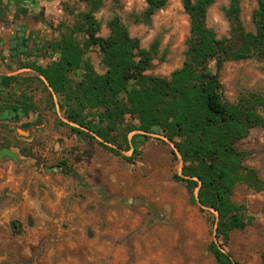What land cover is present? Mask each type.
Masks as SVG:
<instances>
[{
	"label": "rangeland",
	"instance_id": "374dc122",
	"mask_svg": "<svg viewBox=\"0 0 264 264\" xmlns=\"http://www.w3.org/2000/svg\"><path fill=\"white\" fill-rule=\"evenodd\" d=\"M225 6L227 0H215L207 9L206 24L218 37L230 30ZM240 7L244 28L253 30L256 1L240 0ZM145 8L144 0H104L94 14L99 35L106 36L107 22L117 17L141 47L158 38V53L146 73L169 77L184 60L188 15L181 0H168L145 24L138 21ZM0 9L6 15L0 23V75L33 81L29 92L35 106L17 122L0 123V264H217L207 249L212 242L233 262L262 264L264 189L234 187L232 200L245 205L249 223L219 241L215 212L190 203L183 183L173 179L182 162L171 143L148 135L137 152L115 154L96 136H78L57 96L49 97L33 70L10 60L8 41L18 24L29 38L27 46L42 45L72 25L73 16L86 9L82 0L3 1ZM85 57L103 72L97 48ZM29 60L44 66L51 58L39 46ZM220 81L229 102L244 92L264 96V62H226ZM236 145L249 152L247 163L264 179V127L253 128Z\"/></svg>",
	"mask_w": 264,
	"mask_h": 264
},
{
	"label": "trees",
	"instance_id": "16d2710c",
	"mask_svg": "<svg viewBox=\"0 0 264 264\" xmlns=\"http://www.w3.org/2000/svg\"><path fill=\"white\" fill-rule=\"evenodd\" d=\"M82 1L86 9L73 16L72 25L40 46L51 58L48 63L29 60L38 45L27 46L29 38L23 32L10 46L11 57L19 68L35 72L37 84L49 97L57 96L59 110L75 125L70 130L78 136H96L115 154L117 149L137 152L148 135L171 143L182 162L173 179L183 183L190 203L215 212V235L225 243L232 230L249 223L245 205L232 200L234 187L264 189V179L247 163L249 152L236 145L253 128L264 127V96L244 92L236 101H227L220 71L226 62H264V0H255L253 30L242 24L240 0H227L223 12L230 30L222 37L206 24L207 9L215 0H181L189 34L184 60L169 77L146 73L158 53V38L148 48L141 47L117 17L107 22L108 34L101 36L94 14L104 0ZM144 1L138 21L145 24L168 2ZM91 47L100 53L101 73L85 57ZM33 84L22 76L0 75V123L17 122L35 108L29 92ZM50 107L55 109L54 102ZM207 249L217 264H241L213 242ZM261 260L264 264V252Z\"/></svg>",
	"mask_w": 264,
	"mask_h": 264
},
{
	"label": "crops",
	"instance_id": "0c3cea01",
	"mask_svg": "<svg viewBox=\"0 0 264 264\" xmlns=\"http://www.w3.org/2000/svg\"><path fill=\"white\" fill-rule=\"evenodd\" d=\"M5 14V12L3 11V10H1L0 9V23H3L4 21H5V19H6V15H4ZM19 24L16 26V31L14 32L15 34H13L14 36L11 38V40H9L8 41V47H7V51H8V57L10 58V60L12 59L15 63H16V61H15V58H13V57H11V55H10V46H11V44H12V42L16 39V37L18 36V33H20V32H18V30L20 29V31H21V33L22 32H24V29L23 28H19ZM20 33V34H21ZM24 34V33H23ZM29 34V33H28ZM28 34H26V35H28ZM16 36V37H15ZM0 42H1V40H0ZM37 45H38V43H36ZM31 46H33V45H31ZM39 46H41V45H38V47ZM37 48V47H36ZM36 48H34V49H36ZM33 61V60H32Z\"/></svg>",
	"mask_w": 264,
	"mask_h": 264
},
{
	"label": "flooded vegetation",
	"instance_id": "af4514ba",
	"mask_svg": "<svg viewBox=\"0 0 264 264\" xmlns=\"http://www.w3.org/2000/svg\"><path fill=\"white\" fill-rule=\"evenodd\" d=\"M3 1H7V2H18V1H25V0H0V3Z\"/></svg>",
	"mask_w": 264,
	"mask_h": 264
}]
</instances>
